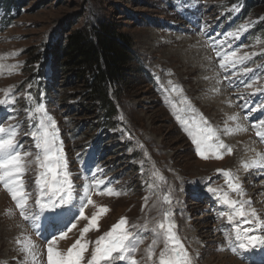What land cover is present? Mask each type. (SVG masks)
Segmentation results:
<instances>
[{
  "label": "rangeland",
  "instance_id": "obj_1",
  "mask_svg": "<svg viewBox=\"0 0 264 264\" xmlns=\"http://www.w3.org/2000/svg\"><path fill=\"white\" fill-rule=\"evenodd\" d=\"M245 1L20 0L9 11L0 8V57H4L0 59L4 66L0 69V99L11 100L5 92L9 88L15 95L14 104L0 105L2 126L20 123L17 139L24 150L35 154L34 141L25 133L38 127L42 117L34 113L30 121L25 110L43 105L47 112L43 119L56 121L57 139L63 144L67 170L77 193H83V186L92 182L94 174L98 179L110 180L108 186L121 193L109 195L105 185L93 187L94 203L84 210L88 219H73L78 215L77 200L64 206L66 210L59 216L46 211L37 230L23 219L10 193L0 184V264H47L44 245L48 239L54 234L59 236L60 230L67 231L69 221L76 223V229L67 231V236L57 239L54 246L66 253L101 207L108 211L100 216L99 229L90 230L83 238L89 242L85 264L96 239L122 217L127 218L129 226L152 222V228L163 220L166 209L171 210L192 264H264V247L246 252L230 249L228 240L235 235V222H228L231 211L221 202L225 192L234 200H250V207L264 221V167L246 174L248 169L232 162L235 155H241L233 150L228 154L221 149L223 158H216L213 152L209 158H202L177 119L179 115L194 129L203 114L217 129L224 119L217 121L215 111L228 97L226 106L240 107L241 113L238 120H229L225 126H242L241 115L248 121L242 126L245 131H233L230 138L242 149L254 145L255 151L247 154L249 162L257 158V153L264 154V140L256 135L258 130L252 132L256 129L253 125L264 121V14L252 15L260 13L255 9L241 22ZM102 22L112 24L130 48V61L123 66L120 79L111 85L118 115L110 123L103 117L99 103L91 98L88 76L62 68L54 70L50 51L71 33H90ZM13 52L19 55H11ZM218 52L228 55V59L218 56ZM245 56L250 57L243 61L246 64L235 63ZM58 58L60 61L62 54ZM186 65L197 67L196 71L189 74ZM245 69L252 71L246 73ZM203 75L207 81L213 78L206 89L200 84ZM173 85L178 90L174 91ZM29 95L32 101L26 99ZM207 100L214 101V107L207 106ZM247 131H251L250 136H246ZM218 135L224 141V135ZM211 142L216 143V138ZM217 170H231L239 177L243 197L229 189L226 176ZM36 174L33 165L23 177L26 190L33 193L29 200L33 209ZM167 183L173 192L162 190L161 185ZM209 188L220 191L214 194ZM169 193L170 205L163 199ZM248 226L241 223V227ZM256 234L264 235V231L257 230ZM25 236L35 242V261L17 244V238ZM154 239L151 231L144 233L137 260L144 258V264H150L145 250ZM163 247H156L153 260Z\"/></svg>",
  "mask_w": 264,
  "mask_h": 264
},
{
  "label": "snow or ice",
  "instance_id": "obj_2",
  "mask_svg": "<svg viewBox=\"0 0 264 264\" xmlns=\"http://www.w3.org/2000/svg\"><path fill=\"white\" fill-rule=\"evenodd\" d=\"M233 35L232 33L228 34ZM11 55H19L18 52H13ZM218 56L224 55V59H228V55L217 53ZM235 56V52L231 53ZM4 57H0L3 59ZM250 57L239 58L235 63H243L244 60ZM235 66V64L233 65ZM0 64V69H3ZM17 67L16 65L12 66ZM221 67H224L222 61ZM251 69H245V72H250ZM171 83V82H170ZM250 86V85H249ZM30 87V85H29ZM173 90H178L177 86L173 85ZM182 91V89H179ZM261 89H257L260 92ZM6 96L9 99H0V105L15 103V95L12 88L6 89ZM27 100L32 101L31 95ZM29 116V120L33 118L34 113H40L41 119L38 121V127L33 126V130L26 132L25 135L30 136L34 141L36 149L35 154L31 151L24 150L22 143L17 139L21 124H9L7 127L2 126L0 122V184L10 193L11 198L15 201L20 215L25 221H30L33 228L39 230V221L41 216L46 212H50L53 216H59L66 209L64 206L72 205L74 201L79 202L78 215L73 216L74 220L88 219L85 216V208L93 204L91 198V189L93 187L100 188L101 185L106 186V191L109 195H120L121 193L112 189L110 180L98 179L94 174L92 182L83 186V193L78 194L75 185L70 179V173L67 168V160L63 151V144L57 139L56 121L52 118L47 120L43 116L47 115L46 109L43 105H35L25 110ZM123 119V117H121ZM178 121L188 132L192 139L195 149L202 158H209V152H213L216 158H223V152L231 154L232 148L220 140L217 130L214 129L207 118L200 114V123L195 125L193 129L188 121L182 120L177 115ZM230 120H238V116L233 115L229 117ZM203 125V126H201ZM260 130L256 135L264 140V121L253 125ZM242 126L237 125L236 129L225 128V133L233 131H245ZM213 137L216 138V143H212ZM36 165L37 174L34 181L35 192V208L29 206V200L33 193L26 190V182L23 177L32 166ZM242 166L247 170L250 168L264 167V154L257 153V159L250 162H243ZM222 172L227 180L229 189L236 192L243 197L244 189L239 182V177L231 170H218ZM97 172L102 173V169H97ZM161 180L164 178L161 176ZM208 191L214 194L220 191L219 189L209 188ZM164 202L171 204L170 193L163 197ZM148 197H145V205L147 207ZM221 202L228 206L231 214L227 215V220L230 224L235 222L233 229L235 235L228 240V246L233 252L239 250L248 251L256 247H264V235L256 234L257 230L264 231V221L259 219V215L254 208H251L250 200H234L231 199L228 193H222ZM248 205L249 207H245ZM108 209L101 207L99 212L94 214L89 223L81 232V238L77 239L67 250L66 253L55 249L57 239H63L67 236V231H71L76 227V223H70L67 231L60 230L59 236L52 235L47 241V264H85V253L88 251L87 240L84 236L92 229H99L98 220L101 215L106 213ZM163 220L156 223L151 229L148 224L143 225L132 224L129 226L126 217H122L112 228L98 237L95 241L90 258L87 259L86 264H144V258L137 260L136 253L139 250V245L143 243V236L145 232L151 231L155 239L152 244L145 250V258L150 264H192V258L187 248L181 241L177 233V225L175 224L170 209L163 210ZM251 218V219H250ZM241 223L249 225L248 227H241ZM83 241V242H82ZM163 243L164 247L160 250L156 260L153 257L156 255L155 249L158 243ZM17 244L21 245V251L26 252L32 257L33 261L36 259L35 242L31 237L25 236L23 239L17 238Z\"/></svg>",
  "mask_w": 264,
  "mask_h": 264
},
{
  "label": "trees",
  "instance_id": "obj_3",
  "mask_svg": "<svg viewBox=\"0 0 264 264\" xmlns=\"http://www.w3.org/2000/svg\"><path fill=\"white\" fill-rule=\"evenodd\" d=\"M20 0H0V8L9 11L17 7ZM241 15L245 21L255 9L259 17L264 14V0H247ZM264 24V20L262 21ZM264 29V26L262 27ZM54 70L73 71L90 79L91 98L99 103V108L107 122L118 115L117 104L111 93V85L120 79L124 65L130 61V48L127 41L117 33L112 24L102 22L101 26L90 33L79 30L71 33L66 41L51 48ZM62 59L59 61V56ZM60 66H57V64ZM112 125V124H111ZM113 126V125H112Z\"/></svg>",
  "mask_w": 264,
  "mask_h": 264
},
{
  "label": "bare ground",
  "instance_id": "obj_4",
  "mask_svg": "<svg viewBox=\"0 0 264 264\" xmlns=\"http://www.w3.org/2000/svg\"><path fill=\"white\" fill-rule=\"evenodd\" d=\"M249 62V61H248ZM247 62V63H248ZM243 64H246V63H243ZM206 65V64H205ZM187 66V68H186V70H187V72L189 73V74H192V73H194L195 71H196V68L197 67H192V65H191V67L190 66H188V65H186ZM211 67H212V65H211ZM190 68V69H189ZM207 71V70H206ZM212 72V71H211ZM210 71H209V74L211 73ZM184 73H185V70H184ZM204 75H206V73L204 74ZM203 75V79L202 80H200V84H201V88H203L204 87V89H206L205 87H208V85H209V80H211V79H213V78H211V79H209L208 81L207 80H205V76ZM211 75V74H210ZM206 79H208V78H206ZM216 81V80H215ZM211 83H212V81H211ZM215 86H216V84H215ZM220 91V95H221V90H218V92ZM209 93V92H208ZM225 95V94H224ZM227 98V100L225 101L226 103L229 101V99H228V97H226ZM207 99H208V97H207ZM221 99H224V97L223 98H221ZM225 100V99H224ZM221 103V104H219V106L217 107V110L215 111V119L217 120V121H219V120H223L224 119V122L223 123H221L220 124V126H219V128H217L216 130H217V132H218V134H223L224 135V138H223V142L226 144V145H228V146H230L231 148H232V150L234 151V153H236L237 151L239 152V153H241V155L240 156H238V154L237 155H235L234 156V158L232 159V162L233 163H235L236 165V167H238V166H241L242 164H243V162H249V160H248V153L251 151H255L254 150V148H253V146L254 145H251L249 148H244V149H242L241 148V144L240 143H238V142H236V141H234V140H232L231 138H230V133H225V128H226V126H225V124L230 120L229 119V117L230 116H233V115H238L239 114V112L241 113V108L240 107H230L229 108V106H226V103ZM235 102V101H234ZM233 103V102H232ZM236 103V102H235ZM206 104H207V106H213L214 107V104H215V102L214 101H211V100H207V102H206ZM229 104V103H228ZM230 105V104H229ZM220 118V119H219ZM213 121H214V119H213ZM231 121H233V120H230V122ZM239 122H240V124L242 125V126H245V124H246V122H248V121H245V118H244V116H242L241 115V119L239 120ZM7 123V121L5 122V124ZM257 130H260L259 128H257L256 127V129H254V131H252L253 132V134H254V132L255 131H257ZM248 133H246V136H250V134L249 133H251V131H247ZM243 137H245V136H243ZM254 137H255V135H254ZM244 139V138H243ZM257 147V146H256ZM210 154H211V152H209ZM224 153V152H223ZM256 153V152H255ZM257 159V158H256ZM254 169L253 168H251V169H248V171H246V174H249V173H251L252 171H253ZM217 172H218V170H217ZM216 172V173H217ZM70 178H72V177H70ZM207 178H209V177H207ZM206 180H208V179H206ZM162 186V190L164 191V190H166V191H168V192H173L172 191V189L169 187V185H168V183L166 184V186H163V185H161ZM76 188V187H75ZM2 194H4V193H2ZM5 195V194H4ZM3 195V196H4ZM75 202V201H74ZM161 204V203H160ZM12 205V204H11ZM69 208H71L72 209V207H68V210H69ZM70 209V210H71ZM1 213V212H0ZM70 214V213H69ZM61 220V219H60ZM152 223V222H151ZM151 223H147L148 224V228L149 229H151L150 228V225H152ZM17 225V223H15V226ZM132 225V224H131ZM138 225H143V223L142 224H138ZM86 227V226H85ZM76 229V228H75ZM26 232V231H25ZM22 234V233H21ZM24 236V235H23ZM18 237H19V234H18ZM37 237V236H36ZM162 245H163V243L161 242V243H158V245H157V247H162ZM44 247L47 249V246L46 245H44Z\"/></svg>",
  "mask_w": 264,
  "mask_h": 264
}]
</instances>
